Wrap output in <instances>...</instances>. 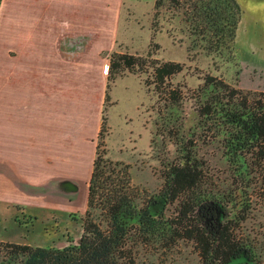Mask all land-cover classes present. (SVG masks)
<instances>
[{
	"label": "rangeland",
	"instance_id": "1",
	"mask_svg": "<svg viewBox=\"0 0 264 264\" xmlns=\"http://www.w3.org/2000/svg\"><path fill=\"white\" fill-rule=\"evenodd\" d=\"M238 2L243 10L235 44L240 67L228 53L189 52L186 25L169 12H161L154 33L155 0H90L78 15L72 14L76 8L63 9L60 0H1L0 69L17 75L13 98L28 103L21 114L27 138L17 144L22 173L13 165L0 168L1 246L63 248L80 242L103 117L105 158L128 166L136 201L145 206L162 189L164 162L178 160L174 139L168 138L163 152L157 146L162 96L146 86V75L125 71L108 79L113 53L145 57L151 52L159 61L184 66L168 83L184 95L186 129L197 123L194 93L208 75L245 93H264V1ZM73 17H78V30L66 22ZM6 96H0L1 114L9 92ZM195 143L209 181L220 187L230 176L217 144L208 138ZM253 200L251 223L264 226V205ZM175 208L170 206L168 215ZM95 219L102 221L100 212ZM163 250L134 243L130 255L135 264H201L191 241Z\"/></svg>",
	"mask_w": 264,
	"mask_h": 264
},
{
	"label": "trees",
	"instance_id": "2",
	"mask_svg": "<svg viewBox=\"0 0 264 264\" xmlns=\"http://www.w3.org/2000/svg\"><path fill=\"white\" fill-rule=\"evenodd\" d=\"M154 11V33L161 12H169L186 25L189 52L228 53L240 67L235 44L243 10L237 0H155ZM152 57L113 53L108 79L125 71L146 75V86L162 96L157 146L163 152L168 138L174 139L178 160L164 162L160 192L145 206L136 201L128 166L105 158L103 117L80 242L60 249L0 244V264H135L134 243L163 250L181 240L193 242L201 264H264V226L251 223L253 198L264 205V93H245L208 75L194 93L197 123L186 129L184 95L168 83L184 66ZM196 138L218 146L230 176L220 187L209 181ZM257 191L263 194L254 196ZM99 212L102 221L95 219Z\"/></svg>",
	"mask_w": 264,
	"mask_h": 264
},
{
	"label": "crops",
	"instance_id": "3",
	"mask_svg": "<svg viewBox=\"0 0 264 264\" xmlns=\"http://www.w3.org/2000/svg\"><path fill=\"white\" fill-rule=\"evenodd\" d=\"M86 1H90V0H77V2L73 5L71 3V0H65V1L60 0V6L63 9H68L70 11H73V9L76 8L78 11L74 10L72 14L78 15V12H80L79 10L82 8V5L84 7V4ZM64 13H66V11H64ZM66 20H67L66 22L69 23V26L70 24H73L75 26L79 24L78 17L66 18ZM78 29H80L79 26H77L76 30ZM7 56H9V58L12 57L10 55H7ZM56 75L51 76V77L57 79ZM15 76L17 75L13 73L12 70L0 69V96L3 95L4 100H5V97L7 98L6 93L9 92V96H8L9 98L7 100L8 105L7 104L4 105L3 114H1L0 112V145H2V150H3L2 152H0V157H2L3 159V162H0V165L2 164L3 166V163H4L3 169L5 171H7L6 170L7 164L10 169L13 168L12 167L13 165L19 173L20 172L22 173L23 164L20 160L23 157L21 156V151H18L17 149H19L18 145L21 144V142L23 141V138L26 137L24 130H23V125H24V121L22 119L23 115L21 114L22 112L26 114L28 103L22 102L21 99L18 100V97L13 98L14 94H16V91H17L15 87L16 85L18 86L16 81L12 82V79L13 78L15 79ZM54 93L56 94V92ZM0 110H2L1 105H0Z\"/></svg>",
	"mask_w": 264,
	"mask_h": 264
},
{
	"label": "water",
	"instance_id": "4",
	"mask_svg": "<svg viewBox=\"0 0 264 264\" xmlns=\"http://www.w3.org/2000/svg\"><path fill=\"white\" fill-rule=\"evenodd\" d=\"M238 1V0H237ZM261 1H264V0H261ZM239 3V2H238ZM240 4V3H239ZM241 6V5H240ZM242 8V7H241ZM264 18V17H263ZM242 20V19H241ZM241 23V22H240ZM240 25V24H239ZM238 29H239V27H238ZM238 33V32H237Z\"/></svg>",
	"mask_w": 264,
	"mask_h": 264
},
{
	"label": "flooded vegetation",
	"instance_id": "5",
	"mask_svg": "<svg viewBox=\"0 0 264 264\" xmlns=\"http://www.w3.org/2000/svg\"><path fill=\"white\" fill-rule=\"evenodd\" d=\"M1 1V0H0ZM0 168H1V165H0ZM44 248H48V247H44ZM51 248H53V247H51ZM64 248V247H63ZM57 249H60V248H57Z\"/></svg>",
	"mask_w": 264,
	"mask_h": 264
}]
</instances>
